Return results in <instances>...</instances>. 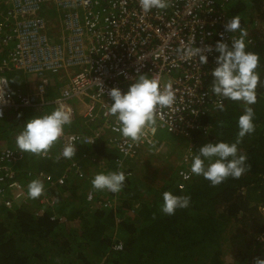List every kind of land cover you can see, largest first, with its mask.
<instances>
[{
  "label": "built area",
  "instance_id": "1",
  "mask_svg": "<svg viewBox=\"0 0 264 264\" xmlns=\"http://www.w3.org/2000/svg\"><path fill=\"white\" fill-rule=\"evenodd\" d=\"M167 2L166 10L144 13L139 0H0V118L10 111L15 115L21 108L41 111L63 104L71 110L72 122L82 115L94 123L91 134L66 127L57 154L69 142L77 148L92 146L107 136L120 155L117 171H126L127 176L133 175L130 162L164 148L162 130L185 138L201 130L210 132L211 125L202 121L226 98L211 92V72L219 54L206 48L214 49L221 39L230 45L239 35L225 31L232 0ZM244 32L248 44L255 46L250 30ZM186 45L204 50L207 63L201 64L199 56L180 61L175 50ZM137 74L159 77L162 89L170 82L176 101L160 110L154 130L146 129L142 140L133 143L113 131L117 123L107 107L113 103L110 89L127 91ZM55 76L58 86L53 83ZM14 77L25 88L15 90ZM0 153V200L7 206L17 205L27 196V184L14 178L24 152L4 148ZM53 155L50 150L47 157ZM87 155L90 163L98 160L91 150ZM72 173L94 208H117L116 199L99 196L92 188L90 176L77 161L72 160L61 175L27 172L47 185L40 197L45 208L55 204L47 191L64 185ZM179 175V187L185 189L192 175L188 168H181ZM260 241L264 244V233Z\"/></svg>",
  "mask_w": 264,
  "mask_h": 264
},
{
  "label": "trees",
  "instance_id": "2",
  "mask_svg": "<svg viewBox=\"0 0 264 264\" xmlns=\"http://www.w3.org/2000/svg\"><path fill=\"white\" fill-rule=\"evenodd\" d=\"M228 14L231 18L240 17L244 31L255 32L262 26L259 21L264 22V0H232ZM256 43L258 45L248 50L259 56L257 102L251 105L255 112L256 130L246 135L238 145L239 152L247 156L248 166L239 179L230 177L213 187L203 177L194 176L187 188L181 190L177 186L176 174L174 178L168 172H164L160 179L153 176L139 180L138 171L144 164L133 163L129 169L133 175L128 178L125 175L121 192H102L108 193L103 197L118 202L117 211H114L94 208L91 202L86 201L84 186L72 173L56 192L57 213L61 219H54L50 208L38 216L29 210H19L16 219H12V215L6 214L4 209L0 210V264H99L104 257H107L104 264H173L174 261L175 264H243L251 256L254 257L249 264H256L258 259H264V244L259 240V235L264 233V41ZM51 110L52 106L41 111L21 108L19 115L10 111L0 118V152L8 147L4 139L9 136L8 133L12 137L13 132L18 130L19 121L24 120V125L28 119ZM243 111L242 102L227 99L223 111L219 109L204 118L202 124H210L213 135L203 130L201 133L194 132L193 142L199 145L193 153L198 152L203 144L216 139L235 142L237 120ZM93 123L89 119L83 121L88 134L92 133ZM76 124L72 127L80 128ZM205 135L208 137L202 140ZM57 147L51 149L54 153L52 157L24 153L21 163L34 173L47 171L60 174L72 160L78 159L80 153L77 150L86 154L91 150L108 160L109 169L118 170L119 152L110 146L107 136L92 146L81 144L70 160L63 158L57 161ZM185 154L183 150L181 155L186 160L178 165L179 168L189 166L191 155L188 159ZM27 162L29 165H26ZM23 166L14 177L18 181L28 177ZM100 172L105 171L99 170L98 166L90 169L92 177ZM165 191L190 195V206L177 210L171 216L163 214L160 205ZM134 203L140 204L138 210ZM233 226L237 229L233 230ZM227 232L230 237L235 232L238 236L242 233L249 240L252 238L256 249L244 255L238 250L225 255L222 250L227 242ZM114 239L123 241V251L112 250ZM234 259H238V263L231 261Z\"/></svg>",
  "mask_w": 264,
  "mask_h": 264
},
{
  "label": "clouds",
  "instance_id": "3",
  "mask_svg": "<svg viewBox=\"0 0 264 264\" xmlns=\"http://www.w3.org/2000/svg\"><path fill=\"white\" fill-rule=\"evenodd\" d=\"M139 4L144 13H149L154 9L158 11L166 10L169 7L167 0H139ZM225 31L233 34L238 33L239 35L231 40L230 45L221 39L216 42L214 49L210 45L206 48L209 53L215 51L219 54L214 58L217 66L211 72V76L213 77L211 92L217 97L226 98V102L227 99L242 102L244 105V111L237 120L238 132L235 142H225L222 140L219 142H208L199 147L198 152L193 153L198 149L199 145H196L194 142L196 148H193L189 144L193 142L194 133L191 137L186 138L187 145H190V147L185 151V157L189 159L191 155V159L189 166L183 168H188L192 177L186 183L185 189L194 176L203 177L205 180L209 181L211 186L215 187L230 177L233 179H239L248 168L247 156L239 152L238 145L246 135H251L256 130L254 123L255 112L251 105H254L257 102L256 90L260 81V72L258 71L259 56L254 52L248 51L254 46L248 44L246 33L241 27L239 16H234L229 20L225 25ZM255 45L258 44L256 43ZM203 51L204 50L194 48L191 45H186L178 47L175 50V54L180 61L191 60L193 57L199 56L200 63L206 64L208 58L203 54ZM49 78L51 79L50 75ZM54 80L57 81L58 78L55 76ZM108 94L113 100L111 106L107 107L108 114L114 116L117 123V127H114L113 131L119 132L122 137L133 143L142 140L145 136L146 129L154 130V127L157 124L156 117L160 110L171 108L176 101L175 91L170 82L162 89L160 86V78L154 75L149 76L148 74H137L134 77V82L129 85L127 91L122 92L120 88L114 87L110 89ZM226 102L224 104L218 102L216 105L218 109L215 113L218 112L219 109L223 111ZM85 119L86 118L82 115H77L76 119L72 122L71 110L65 105L59 104V106L55 107L50 112L28 119L15 138L16 145L8 146L6 148H15L24 153L45 157L55 146L57 141L65 134L66 127L70 130L73 129L72 131H75V129H82L86 132L85 128L72 127L75 123L79 125L78 122L82 124ZM213 130L214 125L212 126V132ZM175 137L176 140L178 138H185L179 135ZM163 139L165 144L160 152L152 150L144 153L136 161L130 162V166L133 163L143 162L142 157L149 158L153 153H161L165 148L169 151L168 158L173 157L170 155L171 151L168 145V143L172 144L173 139L168 136ZM76 149V144L69 142L63 145L55 159L57 161L61 158L70 160L75 156ZM165 155L166 154L162 156L163 159ZM185 160L186 159L183 158L182 163H184ZM94 163H98V165L90 163V166H98L99 170L105 172L97 173L92 177L86 169L87 164L85 165V162H80L83 170L85 169L87 171L86 174L90 176L92 188L98 193L101 192L100 194L102 196H108V193H102L105 191L114 194L121 192L125 185L127 175L125 176L123 171L109 169L108 160H105L102 156L98 155V160ZM22 166L23 163L16 165V169L14 168L16 175ZM23 167L25 168L24 172L26 173L29 170H32L28 168V166ZM180 169L181 168H175V170H177L175 174L176 177H178V187L181 182L179 175ZM106 170H108V172H106ZM48 173L56 174L54 172ZM61 174L62 173L56 175ZM171 175H173V173H171ZM29 177L30 175L28 174V177L25 178V180L19 181L24 184L29 183L27 184V196L23 197L17 205L23 204L26 201L35 200L37 201L36 206L34 207V213H36V216L50 208L54 213L53 218L61 219L62 217H59L57 213L58 208L56 203V192L57 188L60 186L51 187V189L47 191L48 195L55 196V204L45 208L40 202V197L44 194L47 185L39 179ZM128 177L130 176H127V178ZM179 189L181 188L179 187ZM190 201V195H175L170 191H165L162 193L160 211L165 215L171 216L174 215L177 210L188 208L190 206ZM0 206L4 209L8 207L2 200H0ZM139 207L140 204L136 203L135 208L138 210ZM117 208L113 210L117 211ZM118 245L121 246V248H117ZM254 245L256 249L255 242ZM112 250L116 252L123 251V241L114 239ZM106 260L107 257H104L99 264H104ZM249 263H251V261H248V264ZM256 264H264V259H258Z\"/></svg>",
  "mask_w": 264,
  "mask_h": 264
},
{
  "label": "rangeland",
  "instance_id": "4",
  "mask_svg": "<svg viewBox=\"0 0 264 264\" xmlns=\"http://www.w3.org/2000/svg\"><path fill=\"white\" fill-rule=\"evenodd\" d=\"M255 21H257V20H255ZM259 22L262 23V26H264V22H262V21H259ZM262 26L259 29H257L255 32L250 31L252 33L251 37L256 38V41L259 43L264 41V27L262 28ZM20 79H23L22 75H20ZM13 87L15 90H17L19 88H24V85L20 82V80L18 78L14 77ZM23 121L24 120L19 121L20 126H19L18 130L13 132L12 137H11V134L8 133L9 136H7L4 139L7 142V146L16 145L15 144V138H16L17 134L21 131V127H23ZM76 127H78L77 124H76ZM79 127L80 128H86V126H84L83 123L80 124ZM160 133H162L163 135H166L168 137H171L173 139V142L169 148L171 151L170 155L173 157L168 158V156H169L168 152L169 151L166 148L159 154L154 153L153 157H152L153 159L150 161L148 160V157H142L144 165L140 167L141 171H138L139 172V180L149 179V177H153V176H156V177L158 176V178L160 179V176L163 175L164 172H168L170 175H171V173H173V177H174L175 173L177 172V170H175V168L177 167V169H178L180 167V166L178 167V165L183 164L182 163L183 156L181 155L183 153V150L187 151L188 148L190 147V145L193 148H196V145L194 144V142H191V143H189L190 145H187L186 138H178L176 140L175 135H173L167 131L162 130ZM212 135L213 134L211 133V136ZM207 137H208V135L203 136L202 140L207 138ZM219 141H220L219 139H216L215 142H219ZM59 144H60V139L57 141V143L55 144L54 147H56L57 145L59 146ZM177 147H179V149H181V151L179 149H177ZM77 151L80 154H79L78 159L75 158L74 161H77L79 164H80V162H85V165L87 164L86 169H88V165H90V162H91V161L89 162V159H88V157L90 155H87L83 150L82 151L77 150ZM164 154H166V155L163 159L162 156ZM155 157H158V158H155ZM146 163H149V164H147L145 166ZM28 164H29V162L26 163V165H28ZM92 164L98 165V163H92ZM84 171L87 173V171L85 169H84ZM22 180H25V178H22ZM28 183H26V184H28ZM63 195H65V194H63ZM54 199H55V196L52 195V198L50 199V201H52ZM36 203H37V201L30 200V201H28V202L26 201L25 203L20 204V205L8 206V207H6V209H4L2 206H0V210L4 209V212L6 214L12 215V219L13 218L16 219V216H18L19 210H21V211L29 210L31 213L36 214L32 211V208H34L36 206ZM232 229L236 230L237 228L235 226H233ZM226 234H227L226 235L227 242L223 244V250H222V253H224L225 255H229V254L233 253L234 250H238L239 252H241V254L244 255L245 253H247V254L251 253V250L255 249L254 241L251 240L252 238L249 240V238L244 236L242 233L240 236H238V233L232 232L231 237H230L229 232H227ZM253 257L254 256H251L249 261H251V259H253ZM225 258H226V256H224V259ZM228 260H230V259H228ZM231 261L238 263V259H234ZM246 263H247V260H245L243 262V264H246ZM173 264H175V261L173 262ZM226 264H228V263H226Z\"/></svg>",
  "mask_w": 264,
  "mask_h": 264
},
{
  "label": "crops",
  "instance_id": "5",
  "mask_svg": "<svg viewBox=\"0 0 264 264\" xmlns=\"http://www.w3.org/2000/svg\"><path fill=\"white\" fill-rule=\"evenodd\" d=\"M1 17H2V13L0 12V19H1ZM58 81V80H57ZM53 83H57L58 85H59V81L58 82H56V81H53ZM61 86V85H60ZM25 88V87H24ZM108 144V143H107ZM168 145H169V147L171 146V143H168ZM110 146H112L111 144H110ZM113 147V146H112ZM92 154V153H91ZM90 154V155H91ZM154 154V153H153ZM153 154H151L150 155V157L152 158L153 157ZM155 158H158V157H155ZM153 159V158H152ZM105 160H106V158H105ZM108 165H109V162H108ZM92 167H94V166H90V165H88V172H89V174H90V169L92 168ZM170 177H173V175H170Z\"/></svg>",
  "mask_w": 264,
  "mask_h": 264
}]
</instances>
